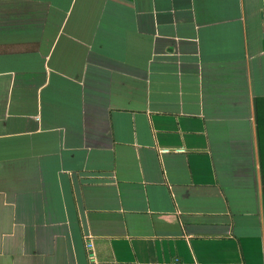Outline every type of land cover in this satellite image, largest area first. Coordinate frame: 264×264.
<instances>
[{
  "label": "crops",
  "instance_id": "0c3cea01",
  "mask_svg": "<svg viewBox=\"0 0 264 264\" xmlns=\"http://www.w3.org/2000/svg\"><path fill=\"white\" fill-rule=\"evenodd\" d=\"M0 264H264V0H0Z\"/></svg>",
  "mask_w": 264,
  "mask_h": 264
},
{
  "label": "built area",
  "instance_id": "2783aa9c",
  "mask_svg": "<svg viewBox=\"0 0 264 264\" xmlns=\"http://www.w3.org/2000/svg\"><path fill=\"white\" fill-rule=\"evenodd\" d=\"M92 248H93V245H92V243L90 242V243L88 244V249L91 250Z\"/></svg>",
  "mask_w": 264,
  "mask_h": 264
}]
</instances>
